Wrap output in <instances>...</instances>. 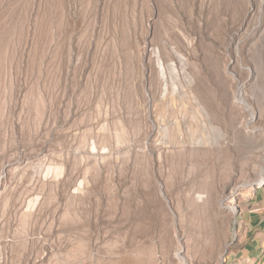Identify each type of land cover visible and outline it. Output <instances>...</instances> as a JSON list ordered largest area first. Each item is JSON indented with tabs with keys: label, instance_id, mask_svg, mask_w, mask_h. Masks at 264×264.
Returning a JSON list of instances; mask_svg holds the SVG:
<instances>
[{
	"label": "rangeland",
	"instance_id": "obj_1",
	"mask_svg": "<svg viewBox=\"0 0 264 264\" xmlns=\"http://www.w3.org/2000/svg\"><path fill=\"white\" fill-rule=\"evenodd\" d=\"M264 185V0H0V264H220Z\"/></svg>",
	"mask_w": 264,
	"mask_h": 264
},
{
	"label": "crops",
	"instance_id": "obj_2",
	"mask_svg": "<svg viewBox=\"0 0 264 264\" xmlns=\"http://www.w3.org/2000/svg\"><path fill=\"white\" fill-rule=\"evenodd\" d=\"M234 246L220 264H264V185L254 190Z\"/></svg>",
	"mask_w": 264,
	"mask_h": 264
}]
</instances>
